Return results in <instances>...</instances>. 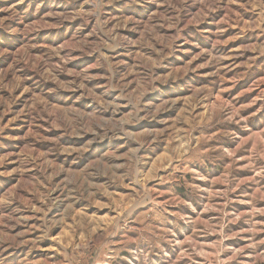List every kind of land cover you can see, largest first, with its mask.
I'll list each match as a JSON object with an SVG mask.
<instances>
[{
	"label": "clouds",
	"instance_id": "9594fccd",
	"mask_svg": "<svg viewBox=\"0 0 264 264\" xmlns=\"http://www.w3.org/2000/svg\"><path fill=\"white\" fill-rule=\"evenodd\" d=\"M220 13L224 19L218 23ZM233 23L256 41L254 52L251 46L227 52L224 33ZM42 41L56 47L45 50ZM197 50L201 60L211 57V89L228 86L237 59L225 64L227 56L241 64L233 75L245 83L256 80L259 88L264 84V0H0V64H7L0 66V176L34 166L48 185L37 192L31 181L21 180L10 190L17 195L7 197L13 205L10 214L2 215L7 204L0 205V264H33L37 255H43L45 264H173L168 248L175 251L178 238L192 225L185 213H196L203 202L195 182L205 179L227 153L224 148L202 153L189 129L179 134L189 145L188 154L173 152L171 168L161 174L152 161L160 151H172L165 149L166 137L151 132L138 136L131 126L162 123L161 114L170 107L167 97L207 94L208 89L197 87L204 65L183 55L195 57ZM70 64L80 70L69 71ZM237 103L234 98L232 106L224 104V115L235 128L226 133L221 129L230 124L214 127L216 142L227 136L238 143L249 130L245 106L238 109ZM252 103L258 105L257 125L264 126V88ZM9 129H17L19 143L7 142ZM49 133V143H39ZM53 160L65 166L56 171L70 177L63 183V176L49 182ZM192 168L200 171L189 176ZM68 169L80 170L77 180ZM152 176L156 179L150 183ZM164 184L170 195L161 200L154 189ZM124 185L131 189L126 206L110 225L77 211H96L92 205L102 193L123 191ZM29 190L33 195L27 202ZM32 204L38 207L33 210ZM217 220L223 233L228 218ZM201 234L193 233L197 239ZM223 239L227 236L220 243ZM41 246L55 250L38 253ZM248 247L242 255L251 259L243 264H264V250L257 256L258 246Z\"/></svg>",
	"mask_w": 264,
	"mask_h": 264
},
{
	"label": "rangeland",
	"instance_id": "374dc122",
	"mask_svg": "<svg viewBox=\"0 0 264 264\" xmlns=\"http://www.w3.org/2000/svg\"><path fill=\"white\" fill-rule=\"evenodd\" d=\"M223 19V13L217 15L218 23L223 21ZM45 31L55 32L57 29H45ZM59 31L63 32L62 29ZM122 31L127 32V28ZM167 31L170 32L171 29ZM238 33H244V35H238ZM224 35L229 38L228 44L225 45L227 52H241L248 46H251L253 52L255 51L256 41L249 40L248 31L240 25L233 23L230 27L226 26ZM4 39L8 40V37L5 35ZM13 43L9 42L10 48H12ZM40 46L45 50L56 47L54 43L48 41H42ZM12 50L15 51L14 48ZM183 55L189 60L200 62L204 65L199 69L201 75L198 79L202 83L197 87L208 89L207 94L203 98H199L193 93L167 97L170 107L161 114L163 117L162 123H157L156 121L142 122L144 126L132 125L131 129L138 136L151 132L157 137H166L164 139L165 149L171 147L172 151L162 150L152 161V167L161 174L171 168L170 161L175 159L173 152L176 156L188 154L189 145L180 139L179 134L189 129H191V134L196 138L194 147L200 149L202 153L219 150L220 148L226 150L227 154L223 157L220 165L212 170L211 173L205 174V179L196 180V185L203 192V202L197 207L196 213H191L190 210L185 213L191 216L192 225L188 226L185 234L178 238L175 251H172L171 246L168 251L172 256L173 264H185V261H189L190 264H237L238 260L243 264L244 261L251 259L250 255H242L249 253V244L255 243L258 246L257 256H259L260 250H264V126L257 125L256 118L258 113L256 108L258 105L252 103V99L256 97L257 92L261 88H264V84H260L259 88H257L256 84L258 81L249 80L245 83V78L234 76L233 73L239 71L241 64L238 58L227 56L224 63L227 64L232 59H237L236 67L228 74V86L218 87L213 90L211 85L208 84V81L212 79L211 73L214 71V68L211 67V57L208 60H201L203 54L199 50H197L195 57L189 56L188 52L183 53ZM78 61L79 57H76L73 64ZM0 66L6 67L7 64H0ZM176 67L178 70L182 65L178 64ZM68 68L69 71L80 70L79 68L73 69L72 64ZM97 74L98 71L93 70V75L96 76ZM234 82H236V87H231L230 85ZM63 91L67 92L68 90L65 89ZM234 98L239 101V103L235 104L236 108L239 109L240 105L245 106L242 114L248 116L249 130L238 143L228 140L227 136H225L223 142H216L215 136L218 135V132L213 131V128H220L224 124H230L228 117L224 115L226 112L224 104L227 103L232 106ZM156 103L157 107H159L160 102ZM234 128L235 126L230 124L228 128L221 130L231 133ZM173 129H175V139L172 138ZM200 129L208 130L200 131ZM7 131L9 132L7 142L10 144L19 143L17 129H9ZM210 135L213 136L211 140L208 139ZM52 136L53 133H49V139L41 140L39 143H49ZM201 145H212V148L207 146L202 148ZM66 146L78 147V145ZM12 167L13 165L8 166L9 169ZM58 167L62 169L65 166L60 161H51L47 170V175L50 177L49 182L53 179L59 180L60 176H63V180H59L60 183L70 178L65 173L57 172ZM199 171L200 169L198 168H192L189 176H191V173ZM38 172L37 167L29 166L21 174L10 171V174L6 177L0 176V181L3 182V186H0V205L7 204V208H5L2 215L10 214L13 205L8 203L7 197L9 195L12 197L17 195L16 192H10V190L15 188L21 180L25 182L31 181L32 188L36 189L37 192L40 187L46 188L48 186L40 178ZM68 172L76 173L71 179H78L79 169H68ZM155 179L156 177L152 176L150 183L155 181ZM37 181L39 184H37ZM130 190L128 185H124L123 191L106 190L102 193L103 198L97 199L92 205L96 211L85 212L80 208L77 211L87 216L90 221L95 222L98 220L106 226L110 225L111 220L122 214L120 210L126 206L127 193ZM154 191L160 194L161 200L170 195L166 184L157 185ZM32 195L33 192L29 190L24 200L30 202ZM36 207L38 205L32 204L33 210ZM222 215H226L228 218V227L224 229L223 233L217 227V218ZM28 219L31 220V217ZM20 227L23 226L21 225ZM195 232L202 233L198 239L193 235ZM0 235H3V233H0ZM225 235L227 239H223L222 243H220L222 236ZM220 247L226 248V251H219ZM186 249L194 251L196 253L195 257L190 255ZM54 250L50 246H41L36 249L38 253ZM33 264H45L43 255H37ZM257 264H260V262L257 261Z\"/></svg>",
	"mask_w": 264,
	"mask_h": 264
}]
</instances>
